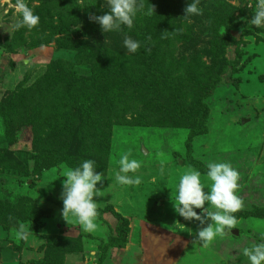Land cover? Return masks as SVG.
I'll list each match as a JSON object with an SVG mask.
<instances>
[{"label": "rangeland", "instance_id": "obj_1", "mask_svg": "<svg viewBox=\"0 0 264 264\" xmlns=\"http://www.w3.org/2000/svg\"><path fill=\"white\" fill-rule=\"evenodd\" d=\"M25 2L39 16L32 29L15 27L16 0H0V264L33 258L42 259L38 264H250L243 249L264 243V27L250 23L258 0H201L203 14L190 17L184 9L192 0H143L131 29L108 33L90 20L109 11L105 0ZM150 5L153 15L146 14ZM125 35L140 42L136 53L124 47ZM103 45L111 46L119 72L103 64L96 70ZM99 74L101 83L93 87ZM208 76L219 81L215 87L205 86ZM197 83L209 93L206 120H194L203 92ZM102 100L120 114L110 148L101 154L106 163L94 197L98 228L90 233L71 214L68 222L63 218L61 194L67 170L82 163L67 160L75 153V123L94 121ZM151 106L159 125L139 120ZM164 115H171L165 125ZM51 130L61 139L54 163L36 147L47 146ZM91 130L89 143L97 138ZM126 153L141 164L128 174L139 176V185L116 180ZM209 162L230 163L239 172L244 207L234 214L235 228L203 247L193 243L200 222L185 220L174 202L189 167L201 173L209 191ZM26 217H36L38 227L21 224L22 238L21 227L13 225ZM236 229L239 235L232 233Z\"/></svg>", "mask_w": 264, "mask_h": 264}, {"label": "clouds", "instance_id": "obj_2", "mask_svg": "<svg viewBox=\"0 0 264 264\" xmlns=\"http://www.w3.org/2000/svg\"><path fill=\"white\" fill-rule=\"evenodd\" d=\"M109 9L107 13L99 16H90V20L100 24L104 33L122 31L126 26L131 29L134 25V18L137 11L143 10V0H105ZM201 0H192L185 9V17L202 15L203 10L199 7ZM20 19L15 27L17 29L27 27L32 29L38 26L39 16L34 14L32 8L25 0H16L14 5ZM155 7L150 5L147 15H153ZM256 27H264V0H258L256 11L250 21ZM151 40L152 37L147 38ZM124 47L130 53H136L141 45L140 42L125 35ZM151 52V48L146 49ZM130 153L122 155L119 160L120 170L116 174V180L122 185H139V176H130L129 173H136L141 167L139 161L129 159ZM207 179L211 181L208 192H205V184L201 181V173L189 167L180 177L178 193L174 202L175 211L185 220H196L200 222L199 229L193 243L199 242L203 247L209 246L217 236H224L231 229L235 228L238 220L234 215L244 207L243 199L237 195L240 179L239 172L230 163L209 162L207 164ZM63 181L61 199L63 201L62 216L67 221L71 214L77 218L78 223L86 232H94L98 225L97 202L94 197L100 195L98 183H102L104 174L97 172L95 161L84 160L80 166L68 169ZM210 205L215 211H210ZM195 209H203L205 215L199 214ZM11 219V218H10ZM211 221L208 223V221ZM68 222V221H67ZM207 226H204V225ZM20 235L27 238V233L21 225ZM250 264H264V243L254 244L243 249Z\"/></svg>", "mask_w": 264, "mask_h": 264}, {"label": "trees", "instance_id": "obj_3", "mask_svg": "<svg viewBox=\"0 0 264 264\" xmlns=\"http://www.w3.org/2000/svg\"><path fill=\"white\" fill-rule=\"evenodd\" d=\"M85 26H87V25H85ZM161 33H163V31ZM110 47L103 45L102 48L100 49V52L97 54L98 61H97V69L96 70H99V68L101 69V65L103 64L104 66L108 65V67L110 65V66H112L111 69L113 71L119 72L118 70H120V69L118 68V63H117V61L115 59L116 56H113V54H112L113 52H112ZM155 50L157 52H161L158 49H155ZM193 57H195V55H193ZM131 61H132L131 58L128 59L127 60V64H130ZM195 68L196 67H192L191 70H194ZM96 70H94V72ZM241 76L242 75H240V77ZM107 77L108 76H105L104 79L106 80ZM101 78H102V74L97 75V79H95L96 81L92 80V84L91 85L93 87H95V86L99 87V85L101 83ZM219 78L217 80H219ZM262 78H264V73L260 76V80L261 81H262ZM198 79H199V77H196L195 80L198 81ZM87 81H88V79H87ZM90 81H89V83H90ZM99 81H100V83H99ZM206 81L208 82L205 85L207 88H210V87L213 88V87H215L216 83L219 82V81L215 82V79H212L211 76H208ZM197 85H198L197 88L201 87L198 83H197ZM199 90L202 92L204 90V88L201 87ZM204 91L202 92L203 94L201 93L199 95V97H200L199 105L196 108L193 109L194 120H196V118L199 120L200 116H203L205 118L204 120L208 119L206 117L207 106H206V103H205V99L209 96L208 95L209 93L207 94V91H206V93ZM151 92L155 93V89L152 90ZM173 92H175L174 88L170 87V94L172 95ZM100 93L103 94L104 93L103 90ZM160 93L162 94V92H160ZM174 101H177V104L176 103L173 104V108L174 109H172V110L176 111L177 105L179 103V99H175ZM97 105H99V106H97V118H95L94 121L88 120L87 123H85L83 125L80 124V123H78L76 125V123H75V126H76L75 128L78 131L77 134H76V137H75V139L77 141L76 142V146L72 147L73 151L75 150V153H74V155L65 154L64 157H61V160L65 161L67 159L68 155H69V157L67 159V160H69L68 162L70 164H75L76 165V160H77V162L78 161L83 162L84 160L91 159V160L95 161V168H97V172H101V169L104 167V165L106 163L104 156H102L101 154H103L105 152L104 150H108L110 148L111 138H112V135H113V126L118 124L117 120L119 118L118 116H119L120 113L118 112L117 114H115V112H114V104L111 103V101H107V100L103 101L102 100V101H99V103ZM151 108H152V106L150 107L149 111L145 112L144 114H141L139 120L141 119V122H144L146 124L159 125L158 123H156V120L154 118V114L151 112ZM89 114H91V113L89 112ZM76 116H78V115L76 114ZM114 117L117 118L116 121L114 120ZM170 118H171V115L170 116L169 115H164L165 121L162 124L165 125L166 122H168L166 120H168V119L170 120ZM66 122H67L68 125L70 124L68 119H67ZM195 126H196V124L194 125V127ZM206 127H207V124H206L205 127H203V129L198 130V132L199 133H205L207 131ZM63 128L65 130H67L66 127H65L64 122H63ZM91 128H95L97 130V138H95V137L93 138L92 137L91 138L92 139L91 140L92 143H89V141L87 139L89 137H86V136H92L90 134L91 133L90 131H92ZM51 133L54 135V137H53L52 140L48 141V144H47L46 147H45V144H43L42 147L40 145L37 146V144H36V147L39 148L38 150L40 151V153L42 154L43 157H48V159L50 160V163H54L55 162L54 160H56V157H55V153H54L53 149L56 148V143L58 144L59 140H61V139H60V137L58 135H56L58 133V131L57 132L55 131V134L53 133V131ZM82 134H83V136L81 137ZM17 135H18V132L15 134V138H17ZM84 135H85V138H84ZM70 136L71 135H69V133L67 131L66 138L68 139V138H70ZM34 140H35V138L33 139V142H35ZM191 140H192V138H191ZM14 141H15V139H14ZM33 142H32V145H33ZM189 145H191L190 140H189ZM41 149H42V151H41ZM95 153H97V155ZM60 154L57 155V156L60 157ZM192 162H193V164L196 167H199L202 171L204 170L203 169V164L200 161L194 159ZM56 163L58 164V166L62 165V164L59 165V163L57 161H56ZM1 210H3V208H1ZM1 213H2V211H1ZM7 219L6 220L4 219L5 225H7V222H8ZM36 220H37L36 217H32V218L31 217L30 218L26 217V218H24V220H21V219L18 218V219H16V222L14 221L15 224L13 226L15 228L16 227L19 228V227H21V224H24V225H27L28 227H31L32 229H34V228L38 227V225H37L38 221H36ZM23 241L24 240L22 239V241L20 243V246H19L20 251L22 249H24L23 248L24 247ZM116 244L119 245V243H116ZM35 259L36 258L24 261V264H30V263L38 264V261L42 260V259H36V260ZM43 260L47 261V258L43 259ZM61 262H63L62 259H61Z\"/></svg>", "mask_w": 264, "mask_h": 264}, {"label": "water", "instance_id": "obj_4", "mask_svg": "<svg viewBox=\"0 0 264 264\" xmlns=\"http://www.w3.org/2000/svg\"><path fill=\"white\" fill-rule=\"evenodd\" d=\"M232 233H235V235H239V230L236 229L235 231H232Z\"/></svg>", "mask_w": 264, "mask_h": 264}]
</instances>
